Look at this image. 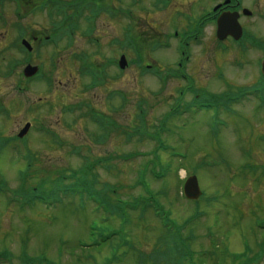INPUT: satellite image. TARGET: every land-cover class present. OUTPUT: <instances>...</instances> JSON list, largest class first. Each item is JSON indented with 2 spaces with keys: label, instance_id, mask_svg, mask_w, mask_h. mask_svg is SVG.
I'll return each instance as SVG.
<instances>
[{
  "label": "rangeland",
  "instance_id": "rangeland-1",
  "mask_svg": "<svg viewBox=\"0 0 264 264\" xmlns=\"http://www.w3.org/2000/svg\"><path fill=\"white\" fill-rule=\"evenodd\" d=\"M115 1L118 6L134 10L136 18L131 19L130 24L135 27L136 34L142 39L147 62L161 65L164 70L172 68L177 58L174 47L154 51L153 44L165 39V35L156 32V27L162 25V29L158 31L164 32L169 24L175 22L173 15L167 14L163 18L156 14H148L147 10L150 8L148 0L145 1L146 7L142 0V7L140 9V6L136 7L139 10L131 5V0H123L122 4H119L118 0ZM186 3L187 0H176V4L181 6ZM110 19L113 18L102 17L98 20L96 37L100 34L106 36V41L101 36L102 42L98 48L79 35L71 51L68 47L59 49L61 52L55 56L56 64H54L57 67L55 85H53L56 87L55 90L44 81L33 80L29 82L28 91L17 93L12 80H7L9 82L6 84L0 81V102L11 110L8 113L0 111V134H13L27 121L34 124L32 133L25 140L37 154L34 168L29 175L30 189H35L34 185L43 183L45 188L55 190L64 184H71L74 182L73 178L78 176L92 178L95 173L99 181L96 184L97 188L107 187L108 199H110L109 195L112 196L113 188L116 187L115 194L126 201H133L140 195H146L137 181L138 171L141 168V164H138L140 159H145L144 154L133 156L136 159L134 161L124 159L134 153L149 152L157 144L149 138L140 142L138 136L126 142L124 135L121 134L122 129L119 128V135L113 139L114 144L111 142L106 149L105 145L97 143V137L103 131L95 123L88 117L80 118L82 112L74 115L63 111L69 104L90 102L94 106L98 105L101 110L111 112L126 130L133 131L138 125L136 121L138 101L146 99L145 108L149 113L148 129L154 132L155 119L169 114V105L176 102L178 88L185 85L184 82L182 84L180 81L170 80L169 85L163 89L162 96L157 98L153 93L161 90V84L150 74L140 77L138 68H130L125 73L113 68L114 70H110L113 76H109L106 86L85 91V85L90 81L89 77H80L74 60L68 61V58H73L71 56L73 52L83 50L92 53L93 60L98 65H103L109 57L118 58L123 51L118 45L115 49L110 40L122 39L127 22L123 21V18L112 21ZM254 19L253 25L263 23L257 18ZM30 20L31 26L44 24L52 31V28L50 29L52 20L46 19L44 15L38 14ZM249 22L250 20L248 25ZM251 25L249 27L259 34V30L252 28ZM172 28L168 27L166 32H172ZM261 30L262 36L264 26ZM210 38H206L207 41L210 40V45L204 54L197 47L191 49L194 60L189 72L198 79L202 90L198 88L201 91L207 89L211 92H224L232 88L225 84L224 87L225 81L216 79L219 73L216 63H219L231 84L246 85L257 79L256 89L261 92L264 88V79L258 72L256 78H253L252 73L256 74V66L253 63H250L252 66L245 65L244 69L236 67L239 59L237 52L218 51L216 60H208V56L215 52L216 46L215 41ZM52 50L51 48L50 53L53 52ZM256 55L255 58H259L262 54L258 51ZM16 56L19 59L24 57L19 51L16 52ZM42 56L38 59L40 63H44L46 66L44 72H47L50 66L45 63ZM10 57L9 53L4 60H0L3 65L0 74L5 71L4 65L9 63ZM20 80L26 79L18 75V84ZM22 82L26 83V81ZM112 90L128 95L127 104L123 109L112 111L115 107L119 108L122 103V99L118 96L113 99L107 98V94ZM46 97L48 100L42 102L41 98ZM190 98L191 95L186 101ZM240 104H242L241 109H237L236 113L214 114V111L181 113L168 124V131L163 136L167 148L155 154V159L151 160L155 167L154 173L159 177L151 176L152 172L149 170L146 179L150 188L158 195L161 204L171 212L174 221L179 225L168 229L164 227L163 222L159 224L152 214L140 218L139 213L128 212L131 222L126 227V236L139 250L145 252V264H154L148 261H154L155 264H179L174 257L165 259L162 255L158 262L152 257V252L159 249V244L163 250L175 237L181 238L182 242L188 239L190 249L196 253L195 259L225 249L242 252L245 240L252 241L253 247L257 240L261 244L262 241L264 242V228L263 231L259 230L261 223L264 224V105L259 107L252 97ZM243 105L246 107L244 108ZM41 127L58 132L61 138L69 141V144L79 147L82 145L80 151L85 159L75 155L67 145L58 149L53 135L46 133L45 130L40 131ZM7 144L9 145L0 149V182L2 180L17 189L22 184L20 179L27 181V173L24 170L27 160L24 150L28 148L14 142ZM93 164H96L95 168ZM107 165L111 166V169H108ZM253 165L257 167H251ZM191 175L198 177L200 187L204 191V195L197 200H188L183 195V182ZM63 198L62 203L57 206H44L45 203L39 202L33 207H26L25 210L17 205L12 208L8 198L0 192V251L8 249L13 253V264H22L20 256L24 243H28L29 255L36 257L37 254L46 253L51 263L55 261L53 264H106L108 259V264L140 262L138 251L130 250L120 243L108 246L110 243L106 242L99 246L80 247V241L89 242L91 224H96L101 230L107 229L108 232L117 228L120 221L115 217L118 213L114 212L115 215L112 216L111 222L114 221L112 228L104 221L103 208L99 207L97 210L93 205H89L96 204L95 202L68 195H64ZM188 220L190 223L180 234V225L187 223ZM191 235H194L193 238ZM202 250L209 251V254H202ZM250 254L253 256L255 251L252 249ZM114 255L118 256L121 262H115L111 258ZM198 259L196 261L198 264L200 260L207 261L206 258ZM227 260L229 262L223 264H244L245 261L241 259L234 262L230 258ZM204 264L208 263L204 262ZM251 264H264V256L263 258L260 256L258 261Z\"/></svg>",
  "mask_w": 264,
  "mask_h": 264
},
{
  "label": "flooded vegetation",
  "instance_id": "flooded-vegetation-1",
  "mask_svg": "<svg viewBox=\"0 0 264 264\" xmlns=\"http://www.w3.org/2000/svg\"><path fill=\"white\" fill-rule=\"evenodd\" d=\"M56 1L58 3L64 2V0H0V60H4L5 56H9V53L11 54V60L9 59V63L4 65L6 69L1 73L2 75H7L8 67L13 64L16 58L19 32L35 31L36 35L32 32L31 40L36 43V48L38 50L48 49V46L41 45L43 42L42 37L48 30L47 27L44 24L31 26L30 19L35 18L38 14L44 15L46 19L51 14L55 16L57 12ZM151 4L171 6L170 15H173V21L175 22L171 23L170 26L175 28L174 34L184 42L183 48L187 54L184 60L185 62L189 61L188 65L194 60V54L192 55L191 49L197 47L204 54L210 45V40L207 41L206 38L212 37L210 39L215 41V52L208 56V60H216V52L218 51L221 53L234 51L237 52L236 55L239 58L236 65L234 63L235 66L244 67L247 64L252 66L250 63H253L256 69L259 64L261 67L264 57V34L260 35L262 26H264V0H187V3L183 6L176 4V0H152ZM58 12V17H62L64 12L63 4H61ZM167 14L169 13L164 11L156 13V15L163 18ZM223 18H227L231 23L238 22L239 19L244 28V33L246 34L247 32L251 35V45L243 41L244 37L238 41L232 35L227 36L225 40H220L218 23ZM254 18L263 23L253 25ZM248 20H250L249 23L250 25L252 24V28L259 30V34L249 27ZM169 33L171 32L166 34ZM6 42L8 44H5ZM258 51L262 55L259 58H255ZM216 65L219 70L217 76L229 82L224 71L221 70L220 64L216 63ZM0 69H3L1 63ZM15 131L17 132V130Z\"/></svg>",
  "mask_w": 264,
  "mask_h": 264
},
{
  "label": "water",
  "instance_id": "water-1",
  "mask_svg": "<svg viewBox=\"0 0 264 264\" xmlns=\"http://www.w3.org/2000/svg\"><path fill=\"white\" fill-rule=\"evenodd\" d=\"M197 179L190 178L189 182L186 184V193L190 198L197 197L198 192Z\"/></svg>",
  "mask_w": 264,
  "mask_h": 264
},
{
  "label": "bare ground",
  "instance_id": "bare-ground-1",
  "mask_svg": "<svg viewBox=\"0 0 264 264\" xmlns=\"http://www.w3.org/2000/svg\"><path fill=\"white\" fill-rule=\"evenodd\" d=\"M0 81H1V83H8V81H6V80H4L2 77H1V75H0ZM7 89H8V87H7ZM12 208H14V207H12ZM25 210H27L26 208H25Z\"/></svg>",
  "mask_w": 264,
  "mask_h": 264
}]
</instances>
